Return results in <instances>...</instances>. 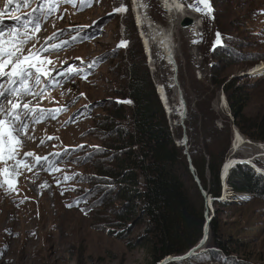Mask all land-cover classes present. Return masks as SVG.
<instances>
[{
	"label": "rangeland",
	"instance_id": "obj_1",
	"mask_svg": "<svg viewBox=\"0 0 264 264\" xmlns=\"http://www.w3.org/2000/svg\"><path fill=\"white\" fill-rule=\"evenodd\" d=\"M143 1L149 18L167 29L169 14L163 9L162 0ZM181 2L187 9L186 15L201 20L202 27L183 29L180 23L185 17L175 16L176 28L171 42L179 67L177 88L172 82L175 75L172 67L162 57L156 43L152 42V60L147 54L144 30L137 24L130 0L83 3L76 0L75 6L52 0L50 14L47 6L43 12L36 11L41 30L37 33L29 29L30 39L24 45L23 54H30V50L34 53L46 41L60 45L59 51L44 54L43 58L53 62L45 67L67 69L76 65L85 71L86 78L77 76L68 80L61 76L59 85L43 97L21 98L22 105L28 103L32 109L66 110L55 119L43 118L34 126L30 125L22 138L18 158L23 159L24 153L29 151L44 157L63 152L66 147H85L62 157L58 172L49 174L35 167L31 171L22 169L17 178L18 193L0 188V264H150L146 248L131 250L128 246L144 235L143 226L133 225L127 238L116 236L115 232L120 229L110 223L114 210L121 205L113 202L117 188L112 181L99 176L100 169L112 165L111 151L118 149L133 132L132 103L118 101L130 100L128 90L135 75L143 79L149 95L154 89L175 144L184 134L180 125L182 119L174 109L177 89L182 90L188 104L183 125L189 142L187 150L183 149L184 154L191 156L193 149L197 154L208 149L216 156L223 155L226 161L230 153L235 152V158L225 165L235 162L236 158L248 160L261 167L257 171L248 164L257 174L264 175V143L248 139L234 125L223 86L215 84L221 80H225V84L235 82L248 99L244 110L246 119L252 123L264 118V70L253 72L264 66V0H211L214 19L194 10L201 5L190 8L193 0ZM5 4L6 0H0V9ZM32 7L36 5H23L19 10L13 6L10 11L26 17ZM121 8L126 10L117 11ZM4 20L5 28L17 26V21L8 16ZM57 33L61 35L49 41V37ZM217 33L221 44L216 43ZM74 35L75 41L72 40ZM64 41H68L66 46ZM121 42H127V47H118ZM46 82L42 79L41 88ZM4 86L7 87V83ZM159 86L170 99L172 107L167 112L171 114L160 100ZM81 93L86 94V98L81 97ZM4 107H9L6 102ZM41 115L47 117L48 114ZM235 128L244 146L230 152ZM49 137L54 139L49 140ZM93 146H99L100 150L94 151ZM77 160L79 163L75 162ZM12 164L9 161L7 166ZM4 166L0 164V171ZM261 171L263 173H259ZM65 174L70 177L67 182L63 180ZM186 188L196 201L194 186L186 182ZM233 196L225 190L224 198L237 202L221 210L225 231L250 237L254 261L264 264V201L246 195L234 200ZM78 201L79 207L76 206ZM69 204L73 206L67 207ZM212 209L216 214L214 204ZM243 229L245 234H242Z\"/></svg>",
	"mask_w": 264,
	"mask_h": 264
},
{
	"label": "trees",
	"instance_id": "obj_2",
	"mask_svg": "<svg viewBox=\"0 0 264 264\" xmlns=\"http://www.w3.org/2000/svg\"><path fill=\"white\" fill-rule=\"evenodd\" d=\"M225 82L215 81V84L223 86L234 125L248 139L264 143V118L250 123L244 114L248 99L243 88L236 87L235 82ZM128 92L133 107V132L118 149L111 151L112 165L100 169L99 176L112 181L117 188L113 202L121 205L114 210L110 223L120 229L116 236L127 238L133 225L143 226L144 235L128 246L131 250L146 248L150 264H158L166 257L184 255L199 244L205 225V202L189 171L183 148L174 142L154 89L149 95L143 79L135 75ZM200 153L197 157L194 149L191 151L192 165L203 190L217 200L216 214L209 226V251L172 264H262L254 261L250 237L225 231L221 210L237 202L221 200L219 172L224 156H216L208 149ZM186 182L194 186L196 201L190 197ZM228 187L234 200L246 195L264 201V175L257 174L247 164H238L231 170ZM241 258L244 260L240 261Z\"/></svg>",
	"mask_w": 264,
	"mask_h": 264
},
{
	"label": "snow or ice",
	"instance_id": "obj_3",
	"mask_svg": "<svg viewBox=\"0 0 264 264\" xmlns=\"http://www.w3.org/2000/svg\"><path fill=\"white\" fill-rule=\"evenodd\" d=\"M57 3L63 2L65 4H72L75 6L76 0H56ZM81 2H89V0H81ZM35 4L36 7L31 8V12L26 17L15 15L10 9L15 6L19 10L23 5ZM52 0H6L3 9H0V164L5 165L0 171V188H4L7 192L18 193L19 175L22 174V169L31 171L33 167L47 171L49 174L60 171V161L62 157L69 156L78 149H83L84 145H79L74 148H65L63 152L50 153L48 156H38L29 151L24 153L23 159H19L20 149L23 147V137L27 135V130L30 125L34 126L43 118L55 119L56 115L66 109H32L28 103H21V98L24 96H40L43 97L49 90H54L60 83V77L64 76L68 80L73 77L86 78L85 71L81 70L76 65H71L67 69L48 68L45 65H51L53 62L50 59H45L44 54L51 51H59L60 45H53L46 41L40 48L33 53L24 55V45L30 39L29 29L39 32L41 30V23L37 20L35 13L37 10L44 11L47 6L49 14L52 11ZM201 5L202 7H195L194 10L203 15L211 16L213 11L211 7V0H193L189 4L190 8L194 5ZM121 8L117 11H125ZM8 16L17 21L15 28L3 27ZM63 17H61L62 19ZM61 33L49 37V41L56 38ZM217 44H221L220 34L217 33ZM77 37L74 35L72 40L75 41ZM68 41H64L66 46ZM118 47H127V42H121ZM79 59V58H78ZM83 63V62H82ZM53 73H56L53 75ZM42 79L47 82L41 88ZM31 82V86H30ZM7 83V87H5ZM40 89L39 91L37 89ZM69 91H71L69 89ZM81 97L86 98V94L81 93ZM15 97V99H14ZM5 102L9 107L5 108ZM132 103V101H118V103ZM47 112V117L41 114ZM75 119V117H73ZM28 139H33L28 136ZM49 140L54 139L49 137ZM41 143H44L43 141ZM94 151H99V146H93ZM32 157V160L29 158ZM12 161L11 167L7 166L8 162ZM79 163V160L75 161ZM70 177L65 174L63 180L67 182ZM60 181H57V185ZM43 187V186H42ZM90 191V190H89ZM64 193L61 192V195ZM69 204L67 207H72ZM79 207V201L76 204ZM32 235H35L32 233Z\"/></svg>",
	"mask_w": 264,
	"mask_h": 264
},
{
	"label": "bare ground",
	"instance_id": "obj_4",
	"mask_svg": "<svg viewBox=\"0 0 264 264\" xmlns=\"http://www.w3.org/2000/svg\"><path fill=\"white\" fill-rule=\"evenodd\" d=\"M130 2H131V5L133 7V13H134V15L136 17L137 24L140 27V29L144 30V37H143L144 46H145L147 54L149 55L151 60H152V45H153L152 42H154V43H156V45H157L162 57L165 59L167 64L172 67L173 73L174 74L178 73L179 67L177 65L178 63L176 62V55H175V52L173 50V46H172L173 43L171 42L172 41L171 40V36H172V33H173L174 29L176 28V19L177 18H175V16L180 15V16H183V17H188V15H186L187 14L186 7L182 4L181 0H162L163 9L165 10L166 13L169 14L168 17H167L168 28L166 29V28H164L163 26H161L159 24H155L149 18L143 0H130ZM194 20H195L194 26H196V28L202 27L201 26V24H202L201 20L199 21L197 18L194 19ZM198 30H200V29H198ZM262 70H264V66H259L253 72L254 73H258V72H260ZM177 75L178 74H176V76L174 75V77L172 78L173 79V81H172L173 83L175 81H178V76ZM175 78L177 80H175ZM174 87L177 88V83L174 84ZM158 88H159L158 95L160 97V100L163 102L162 104L165 107L166 112H167V109L170 111L172 106L170 104L171 103L170 99L167 98L166 90L163 89L162 86H159ZM175 101H176V105H175L174 109L177 112L178 118L182 119V121H183V120H185L187 118V114H188L187 110L188 109H187V103H186V100L184 99V96H183V101H184L185 104L183 103V101L180 100L178 89H177V94H176V100ZM171 113H168V114H171ZM186 138H188V137H186ZM232 138H233L232 139L233 143L231 145L232 151L240 150L244 146V140H243L242 136L240 135V133H239L237 128L234 129ZM187 141L188 140H186V142ZM177 144H178V147H182L184 145V134H183V137L181 138L180 142H178ZM233 153H235V152H233ZM235 156L236 155L234 154L233 157H230L224 163H226L230 159L235 158ZM260 157H261V155H260ZM236 159L237 160H241V159H238V158H236ZM237 160H234V161L236 162ZM230 161H232V160H230ZM246 161H248V160H246ZM235 162L230 163V165H229V163H227L225 165L224 175L227 173V171L232 167L233 163H235ZM256 168H257V170L259 169L258 166H256ZM230 171H231V169H230ZM226 189H227V187L225 186V190ZM208 216H210V211H209V215Z\"/></svg>",
	"mask_w": 264,
	"mask_h": 264
},
{
	"label": "water",
	"instance_id": "obj_5",
	"mask_svg": "<svg viewBox=\"0 0 264 264\" xmlns=\"http://www.w3.org/2000/svg\"><path fill=\"white\" fill-rule=\"evenodd\" d=\"M194 24H195V20L190 18V17H185L180 23V25L183 29L192 28L194 26ZM176 74H175V76H176ZM175 80H177V79L175 78ZM175 83H178V81H175ZM178 93L180 96V100L183 101L184 95H183L182 90H180V88L178 89ZM183 103H184V101H183ZM230 117H232L231 113H230ZM230 152H231V145H230ZM185 154L187 155V159H188V163H189L188 164L189 165V171H190L191 175L193 176V178L195 179V182L198 184V187H199L200 192H201V196L204 199L205 212H207V214H208L209 211L210 212L212 211L213 215L206 217L205 225L203 227L202 239L200 240L199 244L196 247L192 248L189 252L185 253L184 255L176 256V257H170V256L166 257L165 259L158 262V264H172V263L183 262V261L187 260L188 258L194 256V255L203 254V253H206L209 251V249H207L205 247L207 246L208 239H209V231H210L209 226H210V223L215 216L214 210H212L211 207L215 202H217V200L203 190V188L201 186V182H200V180L196 174V170L192 165L191 156L188 153H185ZM234 154L235 153H230L229 157H233ZM224 162L222 163L221 168H220V172H219L220 183H221V188H222L221 200H226L224 198L225 186L227 187L228 193L231 194V192H229V187H228V176L231 172L230 169L232 170L238 164H247L248 165L249 161L237 160L235 163H233L232 167L230 166L231 168L227 171V173L225 175H224V170H225V163Z\"/></svg>",
	"mask_w": 264,
	"mask_h": 264
},
{
	"label": "built area",
	"instance_id": "obj_6",
	"mask_svg": "<svg viewBox=\"0 0 264 264\" xmlns=\"http://www.w3.org/2000/svg\"><path fill=\"white\" fill-rule=\"evenodd\" d=\"M183 121H184V120H183ZM183 121H182V122L180 121L181 130H183V133H184V145L182 146V148L187 150V146H188L187 144H188L189 141L186 142V140H188V138H186V137H188V136H187V134H186V128H185L184 125H183ZM171 134H172V131H171ZM172 136H173V135H172ZM173 137H174V136H173Z\"/></svg>",
	"mask_w": 264,
	"mask_h": 264
}]
</instances>
